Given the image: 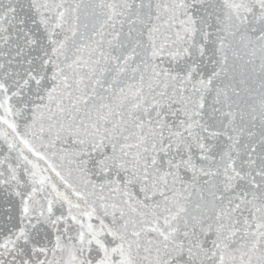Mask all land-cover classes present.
I'll list each match as a JSON object with an SVG mask.
<instances>
[{"label": "snow or ice", "instance_id": "snow-or-ice-1", "mask_svg": "<svg viewBox=\"0 0 264 264\" xmlns=\"http://www.w3.org/2000/svg\"><path fill=\"white\" fill-rule=\"evenodd\" d=\"M0 264H264V0H0Z\"/></svg>", "mask_w": 264, "mask_h": 264}]
</instances>
